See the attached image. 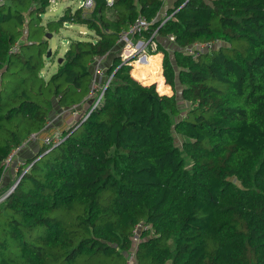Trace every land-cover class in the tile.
Segmentation results:
<instances>
[{"label":"trees","instance_id":"trees-1","mask_svg":"<svg viewBox=\"0 0 264 264\" xmlns=\"http://www.w3.org/2000/svg\"><path fill=\"white\" fill-rule=\"evenodd\" d=\"M50 1L0 2V196L19 178L0 264H264V0H176L165 17L162 0H94L44 26ZM139 16L161 64L132 69L118 38ZM63 25L92 35L46 75ZM95 58L111 80L91 110ZM56 109L72 121L62 142L19 157L4 185V161L51 136Z\"/></svg>","mask_w":264,"mask_h":264},{"label":"rangeland","instance_id":"rangeland-1","mask_svg":"<svg viewBox=\"0 0 264 264\" xmlns=\"http://www.w3.org/2000/svg\"><path fill=\"white\" fill-rule=\"evenodd\" d=\"M80 2L81 0H51L50 6L46 10L45 14H43L41 17L42 24L45 26L46 23H48L49 21H52V20L55 21L58 17L62 16L65 9H70L71 11H75L77 8H79L83 10L85 15H88L91 9H86V8L81 7ZM167 2H168L167 0L164 1L165 4ZM170 6H173V5L170 4ZM107 13L108 15H111V12L108 11ZM161 13H163L161 17L166 16L164 9L161 10L160 14ZM90 33L91 32H88L84 26H77V25H63L62 28L58 30V32L53 31L52 33H47V35H50V38H47V35H46V41H47L46 43H47V49H48L47 52L50 51L52 53L50 54L49 57H53L54 61L52 62L46 61L45 67H44L45 69L43 72L46 75L53 73L56 68V62H58V59L63 58V54L68 49L71 42L77 39H87L89 38V35H92V33L91 34ZM149 39L150 38L145 39L142 37V35H139L137 38L133 37L132 39H130L131 44H132L131 50L130 49L122 50V47H123L122 46L119 53L121 54L122 57H124L123 59H126V60L128 59V61H126L123 64H128L132 67V63L136 61H143V60H144L143 62H146L150 58V60L152 61L151 66L159 65L161 62V56H160V52H158L157 50V42L155 41V39H151V40ZM141 54H145L144 55L145 57L142 56L139 60V55ZM119 58L122 61V58L121 57ZM131 71H130V74H131ZM108 78H110V76L107 77L104 74V76L97 83L101 84L102 86L108 80ZM91 87L93 86L91 85ZM93 91L95 92L97 91L96 93H94L95 95L92 98L95 103L100 95L101 89H96L95 87ZM40 139L41 137H38V139L36 138V140L34 139V141L31 140V142H35ZM26 168L27 167H25L21 171V174L22 172L26 170ZM15 174L16 173L13 171V175ZM15 181L17 182V180ZM131 264H136L134 260V256H132Z\"/></svg>","mask_w":264,"mask_h":264},{"label":"built area","instance_id":"built-area-1","mask_svg":"<svg viewBox=\"0 0 264 264\" xmlns=\"http://www.w3.org/2000/svg\"><path fill=\"white\" fill-rule=\"evenodd\" d=\"M3 0H0V2ZM165 1V0H162ZM114 0H105L106 6L107 7H111L113 4ZM81 7L86 8V9H92L94 6V0H81L80 2ZM168 19V17H166V19H164L163 22H165ZM149 26V23L141 16L137 17L135 19V21L133 23H131L130 25H128L127 29L125 31H123L118 38V42L121 43L123 45L122 50L124 49H132L131 48V41L130 39H132L134 36L136 35H142V32L145 31ZM155 33H153L150 36V39H154ZM170 41L173 40L172 37L169 38ZM142 45V44H141ZM139 45V46H141ZM145 54H141L139 55V60L142 56H144ZM119 57L122 58V62L125 63L126 61H128V59H123L124 57L121 56V54L119 53L118 55ZM145 57V56H144ZM104 58H95L93 61V65H92V73H93V81H92V88H95V83H97V81H99L103 76V66H104ZM111 80V76L110 78H108V80L104 83V85H102L101 87V92L100 95L98 97V99L96 100V102L92 105L91 110L97 105V103L99 102L100 98L103 95V92L105 90V88L108 86L109 82ZM76 107H72L71 109H69L72 117H75L77 115V112L75 111ZM88 116V114H86V116L83 118L85 119ZM36 138L38 139L37 135H31L27 141V143H24L18 147H16L14 150H12V152L10 153V155L7 157V159L4 161V168H3V172L6 173L8 170H13L17 175V173L19 172L21 166L24 165V163L22 161L18 160V153L29 143L31 142V140L34 141V139L36 140ZM42 145L45 146H53L56 145L58 143L62 142V138L60 136L59 133H54L51 136H45L41 139ZM29 167L26 168V170L24 172H26L28 170ZM24 169V168H23ZM22 172V174L24 173ZM4 177V175H3ZM17 182L19 180L16 179ZM16 182V181H15ZM13 183V186L11 188L8 189V191L0 196V203L6 198V196L13 190V188L15 187L16 183ZM139 231V228H137L135 230V233H137Z\"/></svg>","mask_w":264,"mask_h":264},{"label":"crops","instance_id":"crops-1","mask_svg":"<svg viewBox=\"0 0 264 264\" xmlns=\"http://www.w3.org/2000/svg\"><path fill=\"white\" fill-rule=\"evenodd\" d=\"M168 2L164 5L163 9L165 10V13H166V10L169 9L170 7V4L173 5L174 2L176 0H167ZM160 17L163 15V13L159 14ZM136 38V37H134ZM161 56V54H160ZM161 64V62H160ZM87 107V105L85 106ZM54 115L51 116L50 120H48V123H47V130L52 132V134L54 133H60L62 132V130L64 128H66L68 125L67 124H70L71 121V117L64 114L63 111H60V113L58 112V110H54ZM42 146V142H41V139L40 140H37L35 142H31L29 144H27L19 153H18V158L20 157L21 159L23 160H26L27 158H31L39 149V147ZM20 154V155H19ZM16 177V175H13V170H9L8 172H6V175L3 177L4 179V185H7V183L10 181V180H14V178Z\"/></svg>","mask_w":264,"mask_h":264},{"label":"bare ground","instance_id":"bare-ground-1","mask_svg":"<svg viewBox=\"0 0 264 264\" xmlns=\"http://www.w3.org/2000/svg\"><path fill=\"white\" fill-rule=\"evenodd\" d=\"M143 61H136V62H134V64L147 66V67H150L152 64V61L150 60V58L146 62H143Z\"/></svg>","mask_w":264,"mask_h":264},{"label":"water","instance_id":"water-1","mask_svg":"<svg viewBox=\"0 0 264 264\" xmlns=\"http://www.w3.org/2000/svg\"><path fill=\"white\" fill-rule=\"evenodd\" d=\"M47 38H50V35H47ZM50 54H51V52L50 51H48L47 52V56H50ZM61 58L60 59H58V63H61Z\"/></svg>","mask_w":264,"mask_h":264}]
</instances>
